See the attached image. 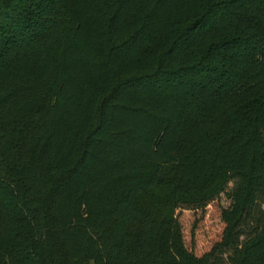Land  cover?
I'll return each instance as SVG.
<instances>
[{
  "label": "trees",
  "instance_id": "trees-1",
  "mask_svg": "<svg viewBox=\"0 0 264 264\" xmlns=\"http://www.w3.org/2000/svg\"><path fill=\"white\" fill-rule=\"evenodd\" d=\"M263 205L264 0H0V264H264Z\"/></svg>",
  "mask_w": 264,
  "mask_h": 264
},
{
  "label": "rangeland",
  "instance_id": "rangeland-1",
  "mask_svg": "<svg viewBox=\"0 0 264 264\" xmlns=\"http://www.w3.org/2000/svg\"><path fill=\"white\" fill-rule=\"evenodd\" d=\"M264 211V205L262 206ZM219 211L216 205H213L209 208L204 214L203 218H201V214H194L191 212H180L178 214V220L182 227V231L184 233L185 242L189 245L190 238V229L195 220L200 219V223L204 230L208 232L209 241L206 244V247L214 242L218 237L222 230V225L219 224L216 219H218Z\"/></svg>",
  "mask_w": 264,
  "mask_h": 264
}]
</instances>
